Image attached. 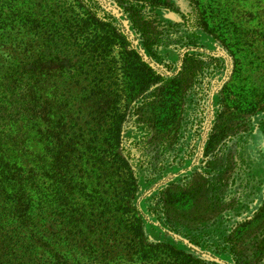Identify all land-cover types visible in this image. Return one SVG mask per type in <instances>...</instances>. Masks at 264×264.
<instances>
[{
  "label": "rangeland",
  "instance_id": "374dc122",
  "mask_svg": "<svg viewBox=\"0 0 264 264\" xmlns=\"http://www.w3.org/2000/svg\"><path fill=\"white\" fill-rule=\"evenodd\" d=\"M46 4L55 8L48 16L45 6L47 24L67 16L78 30L84 58L77 65V84H97L98 72L109 78L114 103L105 118L111 124L118 113L125 116L122 146L134 168L143 171L134 203L143 215L145 250L140 253L124 239L128 249H117L121 258L107 256L105 264H264V0H157L150 14L159 44L153 50L160 57L151 58L150 65L173 81L168 89L153 85L144 93L134 90L125 72L126 50L142 53V34L119 0ZM61 33L48 25L46 52L52 39L70 40ZM122 35L131 46L122 43ZM49 55L43 67L29 69L52 70ZM71 66L62 60L56 68ZM212 135L218 136L215 144ZM153 159L159 171L150 177L147 164ZM171 185L172 223L148 211ZM201 185L214 196L204 195L203 188L196 201ZM79 256L81 264L103 261Z\"/></svg>",
  "mask_w": 264,
  "mask_h": 264
},
{
  "label": "trees",
  "instance_id": "16d2710c",
  "mask_svg": "<svg viewBox=\"0 0 264 264\" xmlns=\"http://www.w3.org/2000/svg\"><path fill=\"white\" fill-rule=\"evenodd\" d=\"M42 1L0 0V264H81L77 255L90 263L100 256L99 264H105L107 256L120 259L117 249L127 250L129 244L143 253V215L134 203L143 171L134 168L130 151L122 146L125 116L118 113L111 124L105 118L114 102L104 72L96 74L99 82L93 86L77 84V65L84 58L78 52V30L67 16L47 24L48 4ZM119 3L142 34V53H125L134 90L168 89L173 80L150 65L151 58L160 57L153 50L159 44L150 14L157 0ZM49 9L46 15L53 16L55 8ZM140 22L142 30L136 28ZM48 25L70 40L52 39L46 52ZM120 40L131 46L126 36ZM88 49L83 55L93 51ZM46 53L54 68L30 70L29 65L43 67ZM62 60L72 63L70 69L56 68ZM212 139L219 141L215 135ZM156 161L147 164L150 177L159 171ZM201 186L196 201L203 198V188L204 195L212 192ZM172 188L161 190L160 204L148 208L171 223L176 211ZM181 191L193 197L188 188Z\"/></svg>",
  "mask_w": 264,
  "mask_h": 264
}]
</instances>
